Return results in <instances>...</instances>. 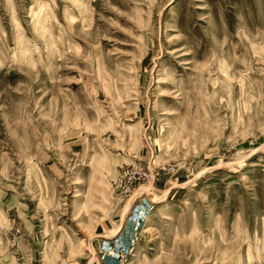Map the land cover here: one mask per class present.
I'll use <instances>...</instances> for the list:
<instances>
[{"label": "rangeland", "instance_id": "obj_1", "mask_svg": "<svg viewBox=\"0 0 264 264\" xmlns=\"http://www.w3.org/2000/svg\"><path fill=\"white\" fill-rule=\"evenodd\" d=\"M0 264H264V0H0Z\"/></svg>", "mask_w": 264, "mask_h": 264}]
</instances>
